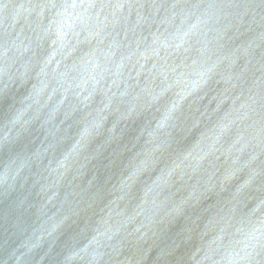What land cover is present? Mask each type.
<instances>
[{"label":"water","instance_id":"water-1","mask_svg":"<svg viewBox=\"0 0 264 264\" xmlns=\"http://www.w3.org/2000/svg\"><path fill=\"white\" fill-rule=\"evenodd\" d=\"M0 264H264V0H0Z\"/></svg>","mask_w":264,"mask_h":264}]
</instances>
